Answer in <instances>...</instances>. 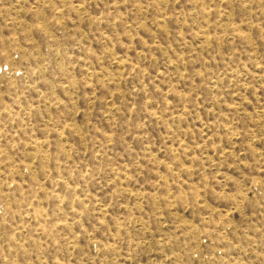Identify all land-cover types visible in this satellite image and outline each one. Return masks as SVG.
<instances>
[{"label":"rangeland","instance_id":"374dc122","mask_svg":"<svg viewBox=\"0 0 264 264\" xmlns=\"http://www.w3.org/2000/svg\"><path fill=\"white\" fill-rule=\"evenodd\" d=\"M0 264H264V0H0Z\"/></svg>","mask_w":264,"mask_h":264}]
</instances>
